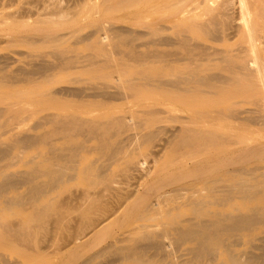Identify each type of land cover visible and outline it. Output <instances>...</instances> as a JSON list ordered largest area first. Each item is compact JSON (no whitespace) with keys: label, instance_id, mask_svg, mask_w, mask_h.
<instances>
[{"label":"bare ground","instance_id":"1","mask_svg":"<svg viewBox=\"0 0 264 264\" xmlns=\"http://www.w3.org/2000/svg\"><path fill=\"white\" fill-rule=\"evenodd\" d=\"M12 2L0 264H264V0Z\"/></svg>","mask_w":264,"mask_h":264},{"label":"rangeland","instance_id":"2","mask_svg":"<svg viewBox=\"0 0 264 264\" xmlns=\"http://www.w3.org/2000/svg\"><path fill=\"white\" fill-rule=\"evenodd\" d=\"M54 1L57 2L61 8L64 7V9H66V10L71 9L72 11H74L82 3H85L87 1L93 5L98 6L99 4L102 3L103 0H54ZM5 5H7L8 7H6ZM16 7H17V4L13 3L12 0H2V2L0 3V12L3 13L4 11H6L9 13H14V11H16ZM30 7L33 10L35 16H37L38 13L43 8V5L42 4H32ZM40 7H42V8L39 10ZM122 26L126 27V25H122ZM62 33H65V32H62ZM9 40H11V38L9 37V35H7V32H0V66H4V67L7 66V67H10L11 69H17L18 67L24 65V63L21 62L22 56L20 54H22L25 51V49L22 46H16L12 40H11V42ZM135 69L136 68L133 67L131 69V71H134ZM58 86H61V85H57V87ZM251 108L252 107L248 106V105L241 106V110H249ZM27 115L28 114H23L22 116L26 117ZM33 123H34L33 119L28 121L26 128H29L30 126H32ZM28 154H29V152H28ZM161 160H163V159H161ZM7 161H9V160H7ZM7 161L6 160L1 161L0 165L5 164ZM256 161H257V163H259L261 160L256 159ZM153 165H154L153 158L148 157L147 158V166H145V168L153 167ZM17 169H23V168H17ZM159 218H161V216H159ZM166 244L167 245L169 244L168 239L166 240ZM256 244H260V242H257ZM1 251L2 250H0V252ZM256 253H258V251H256ZM7 254L10 255V257L13 259L18 258V256L14 252H12L11 254L10 253H7ZM183 254H184L183 253V247H179L176 254H175V258H179L178 260L180 261L181 259H183V257H181V256H183ZM54 260L56 261V259H54ZM170 260H168V261H170ZM99 261H100V259L98 260V262Z\"/></svg>","mask_w":264,"mask_h":264}]
</instances>
